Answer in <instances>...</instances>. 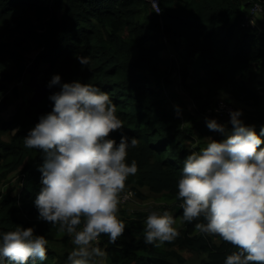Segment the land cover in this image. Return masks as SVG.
<instances>
[{"label": "trees", "instance_id": "16d2710c", "mask_svg": "<svg viewBox=\"0 0 264 264\" xmlns=\"http://www.w3.org/2000/svg\"><path fill=\"white\" fill-rule=\"evenodd\" d=\"M252 1L159 0L157 13L147 0H0V107L5 105L8 92L16 93L18 85L11 83L23 74L22 57L31 56L34 50L29 48L35 43L38 63L50 66L52 75L59 73L62 82L80 79L108 92L123 125L110 131V137L118 142L123 131L137 138L126 157L129 163L133 159L137 162V171L125 180L133 191L123 192L131 191L133 198L140 194L136 186H148L173 194L181 203L176 213L183 227L175 241L165 242L174 247L160 248L156 241L146 243L145 229L136 223L147 212L135 210L126 215L123 231L132 235L130 240L122 241L118 236L110 242L107 234L101 233L94 242L105 252L109 264H175L174 260H185L179 248L206 252L209 262L204 264H224L226 256L237 250L219 234L200 230L193 234L195 224L206 220L203 216L183 219V198L177 196V183L186 155L205 145L195 132L202 136L211 131L202 124H206L202 116L207 109L214 112L217 102L206 101L222 85L232 87L233 100L255 107L256 116H260L258 133L264 125V32H249L240 25ZM57 8L62 9L59 16ZM30 13L38 20L47 19L40 24L41 31L32 23ZM158 32L168 34L175 49L183 40L185 45L179 53L194 65L191 71L183 62L179 77L197 104H187L189 110H179V115L176 106L180 101L170 105L176 100L174 80L159 68L164 62L159 54L164 46L151 40ZM77 55L89 57L88 64L82 65ZM50 79L45 76L44 85ZM59 87L49 86L34 105V112L25 111V117L34 119L33 126L40 114L51 110L49 95ZM28 130L20 125L11 140L0 138V181L10 170L17 169L20 174L15 194L0 193V232L17 224L31 225L35 233L50 239L62 229L59 222L37 218L33 200L41 188L40 166L45 153L24 144ZM46 247V259L29 257L25 264H59ZM4 264L12 261L5 257Z\"/></svg>", "mask_w": 264, "mask_h": 264}, {"label": "clouds", "instance_id": "9594fccd", "mask_svg": "<svg viewBox=\"0 0 264 264\" xmlns=\"http://www.w3.org/2000/svg\"><path fill=\"white\" fill-rule=\"evenodd\" d=\"M255 2L261 6L255 14L261 31L256 32L263 33L259 14L264 0L251 2L240 25L251 32L242 22ZM77 59L82 65L89 62L84 55ZM55 84L60 87L49 95L51 110L40 114L24 136L27 147L45 153L41 188L33 203L38 219L59 222L71 235L75 247L66 264H94V257L104 255L93 243L99 235L106 233L114 242L124 231L125 221L117 215L119 195L127 177L137 171L134 159L126 161L127 150L137 144V138L122 131L117 142L108 135L123 126L108 92L80 79L62 82L59 73L48 82ZM228 113L222 121L205 116L207 127L222 138L210 137L206 146L186 155L177 196L183 198L184 220L203 216L206 222L198 221L196 229L219 234L237 246L224 264H264V125L258 133L255 124L245 122L243 109L230 108ZM174 225L169 210L150 211L144 221L145 242L173 239L178 234ZM47 244L46 236L35 233L34 226L17 224L0 232V264L5 257L12 264H25L29 257L44 260Z\"/></svg>", "mask_w": 264, "mask_h": 264}, {"label": "rangeland", "instance_id": "374dc122", "mask_svg": "<svg viewBox=\"0 0 264 264\" xmlns=\"http://www.w3.org/2000/svg\"><path fill=\"white\" fill-rule=\"evenodd\" d=\"M243 7V6H242ZM57 15L59 16L62 12L61 8L55 9ZM32 20V23L37 27L38 31H41L40 24L44 23V20H38L32 13L28 14ZM263 17L262 21L264 22V5H263V13L259 14V16ZM155 17V16H154ZM157 17H155V20ZM264 26V25H263ZM154 32L152 30H148V34L152 35ZM169 35L163 34V32H158L156 35L154 34L153 37H151L152 41H157L158 43H161L164 47H162L160 51V56L163 58L164 62L159 65L160 70H166L169 72V77L173 79V87L175 86L176 91V100H174V103H171V106H175L179 101V110L187 111L189 110L188 105L191 103L193 106L196 103L195 99H192L187 91L183 88L180 77H179V70L182 68L183 62L187 64V66L190 68L191 71L194 70V65L191 61L188 59H183L180 55V51L182 48H184V41L182 40V44L180 42V47L175 49L174 45L172 43H169L168 41ZM173 39V37H172ZM150 43V42H149ZM151 44V43H150ZM35 43H31L30 50H34V52L31 54L30 57L25 55L22 57L21 62L24 64V71L26 72L24 75V78L20 80V78L23 76L21 74L20 76H16L14 81L11 83V85L17 84L18 89L16 93H7V98L5 100V105L3 107H0V138L4 139L6 141H9L12 139V135L14 131L20 127V125H23L26 128H31L33 126V123L35 122L32 118H27L24 116V113L26 110H28L31 114L34 112V105H36L42 97L47 92L49 86L47 84V89L44 90L43 87L37 88L36 84L31 80L33 76H37V82L39 84L44 85V77L47 76L48 78H51L53 70L50 66H48L46 63H38V49H33ZM200 68V67H199ZM202 69V68H201ZM23 71V72H24ZM164 72V71H163ZM162 74V73H161ZM195 74V73H194ZM1 76V71H0ZM189 82H191V79H188ZM153 81H155L153 79ZM157 81V79H156ZM201 92L204 91L203 88L200 89ZM232 87L227 86V84H224L221 86V88H218V91H216L210 98L207 99V104H213L219 100H229L231 103L236 106L235 108L239 107L243 109V118L246 123H256V120L260 119V116L258 117L253 115V112L249 108L243 107L240 103H237V101L233 100L232 94H231ZM203 101V99H201ZM201 101V102H202ZM202 118V117H201ZM198 120V119H196ZM228 119L224 120L227 121ZM8 122V123H7ZM188 123H186L187 125ZM190 124V123H189ZM206 126V124L202 123ZM188 126V125H187ZM231 127V125H229ZM195 136L198 137L200 141H203L206 146L208 139L210 137H213L215 139H221L222 134L219 132H216L214 130H211L210 132H205L204 135L200 136L198 135V132H195ZM20 177L19 171L17 169L10 170L7 172V175L4 176V178L1 179V185H0V193H4L6 191H9L10 194L16 193V187L18 184V179ZM131 185L128 183H125L124 188L120 193H122L125 190H132ZM136 189L140 192L139 195H135V197L131 200H129L125 205L121 202L118 205V212L117 215L126 221V215H129L131 212L135 210H140L143 212H147L145 216H143L140 221H138L136 224L144 227V221L146 220L147 215L150 211L153 210H169L174 218H175V227L177 228V232L180 231L181 227H183V220L182 218L177 215L176 210L180 207L181 203L178 202L173 194H170L167 191H154L150 189L148 186H136ZM119 193V194H120ZM174 205V206H173ZM133 210V211H131ZM131 211L129 214L126 213ZM123 212H125L123 214ZM82 227V226H81ZM200 231L198 229L194 230L193 234H198ZM120 239L122 241L130 240L132 235L129 233H122L119 235ZM178 234L172 239L176 240ZM135 237V236H134ZM48 244L47 246L51 249V251L54 253V261L58 262L59 264H66L68 253L72 250L75 245L72 243V237L70 234L66 233L64 230H59L56 235L53 238L47 239ZM167 241V240H166ZM163 242H157L158 247L160 248H170L174 247V245H170L168 243ZM94 243V242H93ZM176 243V242H175ZM95 244V243H94ZM180 254L185 258L183 262H178L174 260L175 264H204L209 262V256L206 252H201L199 250H193L190 248H179L177 249ZM104 252V251H103ZM94 264H109L106 254L104 252L103 256H96L94 257Z\"/></svg>", "mask_w": 264, "mask_h": 264}, {"label": "built area", "instance_id": "2783aa9c", "mask_svg": "<svg viewBox=\"0 0 264 264\" xmlns=\"http://www.w3.org/2000/svg\"><path fill=\"white\" fill-rule=\"evenodd\" d=\"M147 1L151 4V6L156 11L158 9L157 13H159V0H147ZM260 11H261L260 4L258 2H255L252 8L250 9L249 14L245 16L242 22V25L250 26L252 30L260 32L261 27L259 23L257 22V19H255V14L256 13L258 14ZM160 24H162L161 21H160ZM230 108H235V106L229 101L219 100L217 101L215 108L213 109L214 112L211 113L210 109H207V111L205 112V114H203L202 117L205 119V116H216L220 121H222L223 117L229 118L228 110ZM216 109H218V111ZM119 196H120V201L125 202L126 200H129L132 197V192L126 191V192L121 193Z\"/></svg>", "mask_w": 264, "mask_h": 264}, {"label": "crops", "instance_id": "0c3cea01", "mask_svg": "<svg viewBox=\"0 0 264 264\" xmlns=\"http://www.w3.org/2000/svg\"><path fill=\"white\" fill-rule=\"evenodd\" d=\"M181 44H182V41H181ZM237 103H240L243 107H245L246 109L247 108H249V109H251L252 110V112H253V115H255V113H254V111H255V107L253 106V105H247V104H243L242 102H237ZM226 120V119H225ZM260 124V121L259 120H256V123H255V126H258ZM202 147H204V146H201L200 148H202ZM122 204H126L127 202H122V201H120ZM131 211H133V210H131ZM131 211H129V212H127L126 211V213L127 214H129ZM123 213H125V212H123ZM180 253V252H179Z\"/></svg>", "mask_w": 264, "mask_h": 264}, {"label": "water", "instance_id": "95a60500", "mask_svg": "<svg viewBox=\"0 0 264 264\" xmlns=\"http://www.w3.org/2000/svg\"><path fill=\"white\" fill-rule=\"evenodd\" d=\"M24 74H23V76L20 78V80H22L23 78H24V75H25V71L23 72ZM31 80L34 82V84H36V86H37V88H39V87H43L44 88V90H46L48 87H47V85H41V84H39V82H37V76H33L32 78H31Z\"/></svg>", "mask_w": 264, "mask_h": 264}]
</instances>
